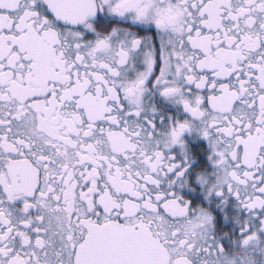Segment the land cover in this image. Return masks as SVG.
Segmentation results:
<instances>
[{"label":"snow or ice","instance_id":"1","mask_svg":"<svg viewBox=\"0 0 264 264\" xmlns=\"http://www.w3.org/2000/svg\"><path fill=\"white\" fill-rule=\"evenodd\" d=\"M0 264H264V0H0Z\"/></svg>","mask_w":264,"mask_h":264}]
</instances>
